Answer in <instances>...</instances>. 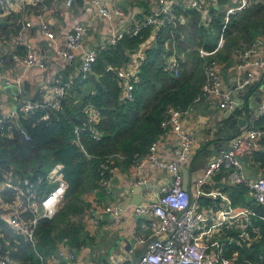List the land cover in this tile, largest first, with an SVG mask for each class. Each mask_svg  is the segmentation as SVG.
Instances as JSON below:
<instances>
[{
    "label": "trees",
    "instance_id": "obj_1",
    "mask_svg": "<svg viewBox=\"0 0 264 264\" xmlns=\"http://www.w3.org/2000/svg\"><path fill=\"white\" fill-rule=\"evenodd\" d=\"M231 1L217 0L218 7L210 8L209 27L200 25L203 18L200 10L173 5L172 10L183 20L178 19L174 27L166 23L157 27L153 43L144 48L145 59L138 68L130 98L122 97V79L115 69L129 63L131 53L149 36L150 26L142 27L135 36L124 34L114 45L99 51L92 67L100 75L98 78L93 74L82 77L80 72L70 77L64 73L63 80L69 81L70 86L58 108H38L27 116L18 113L5 125L4 131H0V180L6 173H33L35 177L45 173L54 162H61L68 188L55 215L37 220L33 242L15 235L0 220V255L7 252L18 264H41V257L56 256L54 251L64 239L73 249L79 248L83 243L82 219L90 205L83 196L94 187L102 195L98 178L105 158L110 156L112 167L136 165L168 126L167 109L173 106L186 110L196 100L204 81L201 72L205 61L216 60L219 65L229 66L237 50L264 35V0H250L245 9L225 16L224 7ZM211 33H214L213 38H209ZM220 38L223 43L219 47ZM171 43L178 51L202 46L207 55L189 71L187 63L182 61L180 71L175 75L165 69L172 52ZM101 60L112 69L107 70ZM39 97L36 94L15 100L28 98L33 102ZM88 102L99 111L95 121L90 122L84 111ZM236 112L241 113L240 110ZM83 123L85 128L75 141L73 129ZM255 125H264V115L255 121ZM20 128L28 139L19 132ZM8 133L10 136L7 137ZM94 133L99 138H94ZM252 155L253 163H259V171L264 175V153L256 151ZM219 191L228 195L234 210L246 208L258 215L264 213V203L256 202L252 191L244 184H225ZM199 201L214 208L219 198L201 197ZM250 221L257 229V232L250 231L251 240L237 237L236 225L240 221L227 230V235L233 238L225 246V252L228 256L236 254L235 264H264V220L251 216Z\"/></svg>",
    "mask_w": 264,
    "mask_h": 264
},
{
    "label": "built area",
    "instance_id": "obj_2",
    "mask_svg": "<svg viewBox=\"0 0 264 264\" xmlns=\"http://www.w3.org/2000/svg\"><path fill=\"white\" fill-rule=\"evenodd\" d=\"M21 1L41 2V0ZM88 1L95 7L97 13L105 17L110 23L115 16L122 14L120 8H109L106 5V0ZM249 2L250 0H235L234 3L227 4L224 7L225 16L245 9ZM0 3L4 4V0H0ZM214 3L217 4V0H155L151 12L143 19L128 25L124 30H117L113 24L111 34L106 41L100 43L96 48L87 49L83 52L79 64L82 77L91 72L98 52L107 49L109 45H114L124 34L135 36L142 27H159L165 23L174 27L178 19L183 20L181 15L177 16L172 10L173 5H182L185 8L200 10L203 14L200 25L208 27L212 17L210 8ZM36 17L43 35L49 40H53L54 31L46 21L44 12H38ZM30 26V20L23 19L16 31V38L21 41L24 40L25 32ZM87 32L88 27L86 25L79 24L75 26L67 34L65 47L57 52L67 61H72L75 57V50L81 46L82 39ZM222 43L223 39L220 38L218 46L220 47ZM258 45H264V35L256 38L249 46L234 53L233 57L236 59L235 68L237 72L235 88L240 89L253 84L254 78L249 70L250 67L259 66L264 69V55L250 58L253 52L252 49ZM198 51L200 57L207 55L202 47ZM22 61L27 67L45 68L46 66L32 50L24 55ZM219 68L220 65L216 60L205 61L204 81L200 86L197 98L207 95L216 96L219 107L240 110L241 114L245 115L247 112L246 102L240 100V103H237L231 97L229 91L222 90ZM165 69L175 75L179 73L180 63L174 52L167 58ZM137 73L136 69L127 66L119 67L116 70L117 76L122 79L124 96L131 97V90L133 89V82L137 79ZM1 78H4V76L0 72ZM6 82L18 87L15 94L23 93V88L19 87L22 83V77L6 78ZM69 86L70 84L63 80L62 75H59L55 78L50 91V98L33 102L20 99L14 109L0 114V131H4L5 125L12 122L18 113L27 116L38 108H58L66 96V90ZM260 86L264 88V79ZM186 110L173 106L167 109V124H170L171 129L180 137V143L175 148L178 159L165 160L157 157L155 153L156 145L152 143L149 152L137 162V164L150 163L153 168L164 169L170 175V183L161 187L156 201L138 204L133 209L136 214H145L152 217L150 221L152 231L149 236L150 239L140 238L141 242L147 243L146 250L138 261H134L132 255V257L128 256L125 261H116L112 264H235L236 254L232 253L228 256L225 252V246L233 238L227 235V230L232 228L235 219L239 218L240 222L236 225L237 237L248 241L252 239L250 231L257 232L251 224L250 217L258 216L264 220V213L258 215L252 209L246 208L234 210L228 195L218 190H207L205 188L214 176L224 172V177L229 184L246 185L252 191L255 201L264 203V175L259 171V163L255 162V176L250 178L242 174L240 163L241 160L251 154L256 142L264 138V125H255V121L264 115V101L260 102L252 119L248 120L244 131L232 137L229 145L209 160L203 172L195 178L192 188L195 194L194 197L191 195L190 190L183 186L181 168V163L189 157L187 151L190 150L192 143V138L183 133L181 129L180 117ZM84 111L90 122L97 120L99 117V111L90 102L86 103ZM84 128L85 123L74 127L75 141H78L79 132ZM19 132L25 139H28V135L23 129L20 128ZM8 136H10V133H8ZM93 137L99 138V135L94 133ZM109 161L110 156H107L99 171L98 178V185L102 188V195L105 197L112 194V172L114 168L109 164ZM144 182V180L138 179L135 183L141 184ZM67 188L68 183L65 180L64 166L61 162H54L45 173L35 177H33V173L26 175L6 173L4 178L0 180V220L5 222L15 235L33 242L37 220L51 218L55 215L63 202ZM90 194L91 196L88 199L90 205L85 215L87 225L90 227L96 226L102 213L111 214L114 224L119 225L121 222V208L110 201H99L97 187H94ZM203 195L218 197L222 201V205L214 204L213 210L208 211V213L204 212L200 208L198 200ZM161 233L166 234L164 239L159 237ZM55 250H59V255L69 259L71 264H80L79 256L69 246L66 239ZM54 259V255L46 257V259L40 258L41 264H52L50 261ZM0 264H18V262L10 259L6 252L4 255H0Z\"/></svg>",
    "mask_w": 264,
    "mask_h": 264
},
{
    "label": "crops",
    "instance_id": "obj_3",
    "mask_svg": "<svg viewBox=\"0 0 264 264\" xmlns=\"http://www.w3.org/2000/svg\"><path fill=\"white\" fill-rule=\"evenodd\" d=\"M234 1L232 0L229 4L234 3ZM106 5L109 8H120L122 11V14L115 16L111 23L105 17L100 16L88 0H41L38 3L22 2L21 0H4V4L0 3V72L4 77L9 79L17 76L22 77L20 88H23V81L27 79L30 82V92L25 96L31 98L39 94V100L48 99L51 97L50 91L52 90L55 78L59 75L63 76L64 73L69 75V77L76 76L80 72L79 64L83 52L87 49L96 48L100 43L106 41L111 34L113 24L117 30H124L128 25L134 24L148 15L155 5V0H106ZM213 6L218 7L216 3ZM40 11L44 12L46 21L54 31L53 40H49L41 32L39 21L36 17V14ZM146 11H148V14H146ZM25 18L30 20L31 26L25 32V39L21 41L16 38V31ZM79 24L86 25L88 32L84 35L81 46L75 50L74 59L67 61L57 51L60 52L65 47L67 34ZM156 29L157 27L151 26L149 36L138 46L135 52L131 53L129 63L123 66L136 69L138 72L139 66L142 64L143 59H145L144 48L153 43ZM213 37L214 33H211L209 38ZM201 47H192L178 51L174 44H169V48L172 50L171 54L175 53L180 64L182 61H185L188 71L195 63H197L196 65L200 63L201 57L198 50ZM29 50L37 54L45 63V68L38 66L27 67L23 63L22 59ZM252 50L251 59L255 56L264 55V45L254 46ZM142 57L144 58L142 59ZM231 60L232 64L229 66L225 67L224 64H220L221 87L222 90L229 91L235 101L237 99L245 101L248 113L246 112L247 114L245 113L244 115L239 112L237 113L236 109L221 108L218 105V98L216 96L207 95L199 99L196 98L197 100L180 117L183 133L192 138L190 150L191 156L194 158L190 167L188 189L193 197L195 194L192 188L195 178L203 172L208 161L222 149H225L231 141V139H216V134L222 133L231 123L233 119L231 118V114L236 118L248 117L247 115L249 114L248 120H251L261 102L259 100L264 99V88L260 86V83H263L264 79V69L259 66L249 68L254 81L248 92L252 91L249 94L248 92L243 94L241 91H237L235 95L232 94L233 87L237 83V72L235 68L236 59L232 56ZM104 63L105 61H103V66L107 70L112 69L111 66ZM181 68L183 69V66ZM201 73L204 75V70ZM89 74H93L97 78L100 76L93 68ZM2 79H0V114L14 109L17 103L15 98L24 97L23 93L15 94L18 87L11 83H7L5 87H2ZM66 82L69 83V81ZM157 87L160 86L158 85ZM124 95L125 93L122 90V97ZM237 126L238 129H245V125L243 124ZM210 137H213L214 140L204 147V143ZM154 143L156 145L155 153L157 157L165 160L178 159L175 148L180 143V137L171 129L170 124L166 126L163 134ZM256 151L264 153V138L259 139L251 154L243 159L250 167L253 166L254 176L256 170L254 168L255 163H253L254 156L252 152ZM191 156L181 163L182 173L184 171L186 173ZM113 168L112 194L108 197L103 195L98 196L103 197V202L110 201L121 208V222L119 225H115L112 215L108 213H102L99 216L98 224L94 227L87 225L85 217L82 219L84 223L82 232L83 243L78 249H74L80 258V264H112L116 261H125L128 256H138L146 245L145 242L140 241V238L150 239L149 236L152 233L150 221L152 217L145 214H136L133 209L138 204L155 201L160 194L161 187L170 183L169 173L164 169L153 168L150 163L136 164L129 167L118 164ZM253 175L252 177H254ZM224 176V172L214 176L205 188L207 190L219 191L220 187L229 184ZM138 179L145 181L141 183L145 187L141 189L139 194L134 195L131 187L140 185L135 183ZM183 186L186 187L184 185V174ZM90 196L89 192L87 200ZM134 197L137 198L136 202H134ZM201 197L209 198L212 196L203 195ZM201 197L198 200H201ZM128 199L130 200L128 201ZM124 200L127 201L126 204H124ZM221 202L220 199L217 201L219 205H222ZM199 203L200 208L206 213L214 209L212 205L201 204V201ZM237 221H239V218L235 219L236 224ZM159 237L164 239L166 234L161 233ZM131 240L134 242L131 244V249L127 251L124 245ZM50 263L71 264L69 259L61 257L59 254Z\"/></svg>",
    "mask_w": 264,
    "mask_h": 264
},
{
    "label": "water",
    "instance_id": "obj_4",
    "mask_svg": "<svg viewBox=\"0 0 264 264\" xmlns=\"http://www.w3.org/2000/svg\"><path fill=\"white\" fill-rule=\"evenodd\" d=\"M148 40V39H147ZM1 84H2V87L4 86H6V84H7V82H6V77H4L2 80H1ZM252 85H246V86H244L243 88H240V89H237V88H235L236 87V85L233 87V91H232V94H234L235 95V93L237 92V91H241L243 94H246L247 92H248V89L251 87ZM28 92H30V82L27 80V79H25L24 81H23V95L25 96ZM260 101H264V99L263 100H259V102ZM240 103V101L237 99V103ZM248 117H243V118H236L235 116H233V114H231V118H233L232 119V121H231V123L223 130V132L222 133H218V134H216V139H222V140H229V139H231L232 137H234L238 132H242V131H244V128H241V129H238V126L237 125H246L247 124V122H248V118H249V114L247 115ZM232 124H233V126H234V128H233V126H232ZM237 124V125H236ZM212 140H214L213 139V137H210V138H208V141H206V143H204V147L209 143V142H212ZM187 155L188 156H191V150H189V151H187ZM193 156H191V159H190V164L187 166V168H186V173H185V171H184V185L186 186V188H188V185H189V183H190V167H191V163H192V161H193ZM240 163H241V172H242V174L245 176V177H247V178H250V177H252V175L254 174V170H253V166L252 167H250L249 166V164H247V163H245L243 160H241L240 161ZM254 176V175H253ZM145 187V185L144 184H140V185H137L136 187H131V191H132V193L135 195V194H139L140 193V191H141V189H143ZM135 201L134 202H136L137 201V198L136 197H134L133 198ZM130 199H128V201H129ZM155 201H156V199H155ZM124 204H126L127 203V201H125L124 200ZM137 203H139V202H137ZM123 207V206H122ZM134 241L133 240H131V241H129V242H126V244L124 245V248L128 251V250H130L131 249V244L133 243ZM146 247H147V243H146V245H145V247H144V249L142 250V252L138 255V256H134L133 255V257H132V259L134 260V261H138L140 258H141V256H142V254L145 252V250H146ZM55 252V255H58L59 254V250H55L54 251Z\"/></svg>",
    "mask_w": 264,
    "mask_h": 264
},
{
    "label": "rangeland",
    "instance_id": "obj_5",
    "mask_svg": "<svg viewBox=\"0 0 264 264\" xmlns=\"http://www.w3.org/2000/svg\"><path fill=\"white\" fill-rule=\"evenodd\" d=\"M88 193L89 192H85V194H84V199H85V202H86V200H87V195H88ZM98 198H99V201H102L103 200V197L102 196H98Z\"/></svg>",
    "mask_w": 264,
    "mask_h": 264
}]
</instances>
